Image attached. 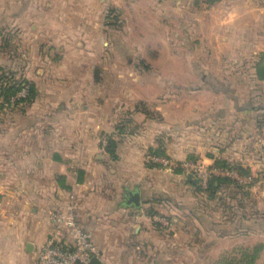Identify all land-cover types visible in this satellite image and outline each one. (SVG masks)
<instances>
[{"label":"rangeland","instance_id":"rangeland-1","mask_svg":"<svg viewBox=\"0 0 264 264\" xmlns=\"http://www.w3.org/2000/svg\"><path fill=\"white\" fill-rule=\"evenodd\" d=\"M9 2L0 0L1 148L8 138L23 135H27L25 141L18 143L28 148L55 145L54 139L44 142L39 137L47 131L54 137L56 120L64 116L91 114L102 120L126 115L120 106L136 100L137 90L144 96L158 92L160 104L179 97L181 101L196 100V94L185 91L188 85L211 89L217 96L216 107L220 106L225 116L233 113L222 125L226 132L238 127L234 117L239 115L253 118L249 132L258 134V128L261 131L264 126V80L254 76L263 53L259 51L264 48L259 41L264 38V13L256 11L255 15L252 6L263 5L264 0H42L40 13L32 11L24 26L23 16L17 17L20 26L8 23ZM254 21L260 24L255 26ZM39 22L40 27H31ZM136 69L143 73L136 76ZM88 79L95 80V86L88 87ZM30 82L36 86V96L27 100ZM139 83L142 87L153 84L154 90L144 92ZM184 84V91L171 90V85ZM13 86L23 88L7 99ZM259 91L263 93L260 98ZM237 107L255 109L249 114L238 112ZM106 148L101 151L107 152ZM247 150L256 153L255 164L262 169L264 152ZM149 153L154 152L145 153V164L160 175L155 193L158 210L152 211L167 222L155 219L157 240L141 235L131 237L129 244L117 243L116 252L107 257L109 263L121 254L125 258L126 247H133L132 259H138L137 264H151L148 259L154 264H264V250L260 249L263 238L258 237L256 242L243 238L245 241L237 244L225 240L223 249L203 253L202 262H198L200 253H185L184 232L192 226L182 210L184 204L197 202L205 217L215 218L221 210L230 217L235 211H247L239 195L248 188L237 189L229 183L219 190V199L208 198L204 179L209 180L213 173L235 177L234 171L201 168L196 172L181 167L192 159L159 153L177 164L168 167L147 161ZM189 175L197 187L190 186ZM208 241H212L210 236ZM148 243L155 247L145 253ZM173 243L175 252L171 254L167 249ZM120 248L125 250L118 252Z\"/></svg>","mask_w":264,"mask_h":264},{"label":"crops","instance_id":"crops-1","mask_svg":"<svg viewBox=\"0 0 264 264\" xmlns=\"http://www.w3.org/2000/svg\"><path fill=\"white\" fill-rule=\"evenodd\" d=\"M9 1L8 23L14 26L19 25L17 17L23 16L21 25L24 26L32 11L40 13L42 10V0ZM252 6L255 15L256 11L264 13V4ZM254 22L255 26L260 24ZM40 26L41 22L31 25L32 28ZM259 41L264 43V38ZM260 52H264V48ZM135 72L138 76L143 70ZM95 83L88 79L86 85L93 87ZM142 86L144 92L154 90L153 84ZM175 89L184 91L186 85H171V90ZM185 91L198 98L187 102L179 97L160 104L158 92L144 96L137 90L136 100L120 106L126 115H112L102 120L90 113L58 118L55 136L47 131L39 137L44 142L54 139L55 145L49 143V146L32 149L18 143L25 141L27 135L8 138L7 145L0 147V264H37L40 249L56 228L52 215L68 213L70 206H73L78 223L94 235L100 264H137L138 259H132L133 247H126L125 258L121 254L123 258L118 257L115 262L109 263L107 257L116 252L115 245L121 241L129 244L134 236L144 235L151 240L159 236L157 216L150 211L158 210L155 193L160 175L145 164L144 155L149 150L188 157L191 163L196 162L207 170L217 168V159L241 164L250 170L248 176L234 171V178L248 188L239 195L241 202L246 203V212L235 211L229 217V212L221 210L215 218L207 215L209 222L202 209H198L197 202L184 204L182 210L185 209L192 226L184 232L185 253H200L198 262H202L205 261L201 257L203 253L223 249L225 240L237 244L245 241L243 238L256 242L257 237L263 238L260 249L264 250V165L262 169L257 167L256 153L247 150L249 147L264 152V126L261 131L258 128V134L253 130L249 132L253 118L239 115L234 117L238 127L234 126L233 130L230 127L226 132L222 125L233 113L225 116L222 108L216 107V94L204 86L192 89L188 85ZM209 92L214 94L211 99ZM258 93V98L263 96L261 91ZM253 109L236 108L238 112L249 114ZM110 136L117 141L115 157L101 151L103 139L109 140ZM0 139L4 140L3 136ZM244 178L251 181L243 183ZM188 182L193 188L197 187L194 181ZM129 191L140 194L139 207L126 203ZM61 233L65 239H71L67 228ZM174 245L167 249L171 254L175 252ZM154 247L148 243L145 253L152 252ZM124 250L120 248L118 252Z\"/></svg>","mask_w":264,"mask_h":264},{"label":"built area","instance_id":"built-area-1","mask_svg":"<svg viewBox=\"0 0 264 264\" xmlns=\"http://www.w3.org/2000/svg\"><path fill=\"white\" fill-rule=\"evenodd\" d=\"M102 144L104 150L108 144V138H104ZM147 161L168 167H177V164L170 159L154 153L147 155ZM181 167L192 168L196 172L202 168L200 165L191 162L183 163ZM207 182L208 180L204 179L205 185ZM52 220L55 222L56 228L40 249L37 264H89L93 257H100L94 235L78 223L73 212V206L69 207L66 214H53ZM156 220L163 223L167 222L159 218ZM64 228L68 229L70 240L63 237L61 231Z\"/></svg>","mask_w":264,"mask_h":264},{"label":"trees","instance_id":"trees-1","mask_svg":"<svg viewBox=\"0 0 264 264\" xmlns=\"http://www.w3.org/2000/svg\"><path fill=\"white\" fill-rule=\"evenodd\" d=\"M255 75L259 80H264V52L261 54L259 61L255 65ZM22 88L23 86L10 87L7 92L6 98L10 99V97L20 92ZM27 92H28L27 93L28 95L26 97L27 100L32 99L36 96V86L34 83L32 82L29 83ZM116 147H117V142L115 141V139L110 138L106 149H107V152L111 154V156L113 157L116 156ZM151 151L157 154L161 153L155 150H151ZM215 167L222 169V170L223 169L232 170V171L237 172V174L243 175V176L250 175V170L248 168H245L241 164L231 163L228 160L217 159L215 162ZM229 183L235 185L237 189L241 187L240 189L242 190V188L245 187L243 185H240L237 179H235L232 176H229V175L221 176L218 174H212L210 179L207 182V186L205 187V192L207 193L209 198L219 199V196H218L219 190L222 189L224 185L229 184ZM220 199L221 201H223V196L220 197ZM150 212L153 213V211H150Z\"/></svg>","mask_w":264,"mask_h":264},{"label":"water","instance_id":"water-1","mask_svg":"<svg viewBox=\"0 0 264 264\" xmlns=\"http://www.w3.org/2000/svg\"><path fill=\"white\" fill-rule=\"evenodd\" d=\"M189 179L194 181L189 175ZM126 203L131 206L139 207L141 205V196L138 192L129 191ZM89 264H100V260L98 257H93Z\"/></svg>","mask_w":264,"mask_h":264}]
</instances>
